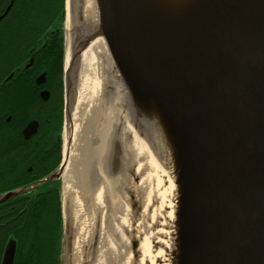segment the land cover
I'll list each match as a JSON object with an SVG mask.
<instances>
[{"label":"water","instance_id":"water-1","mask_svg":"<svg viewBox=\"0 0 264 264\" xmlns=\"http://www.w3.org/2000/svg\"><path fill=\"white\" fill-rule=\"evenodd\" d=\"M156 1L96 0L98 31L85 34L73 25L63 68L66 119L78 56L101 36L130 93L133 124L137 113L139 125L144 120L154 130L148 115L153 104L173 142L179 161L178 264H264V0H167V12ZM68 3L76 20L78 0ZM36 126L29 123L23 135ZM113 146L108 159L95 162L104 177L123 168L114 166ZM65 164L64 155L46 177L0 193V203L60 179ZM67 208L63 233L69 250ZM14 254L9 240L0 264H13Z\"/></svg>","mask_w":264,"mask_h":264},{"label":"bare ground","instance_id":"bare-ground-1","mask_svg":"<svg viewBox=\"0 0 264 264\" xmlns=\"http://www.w3.org/2000/svg\"><path fill=\"white\" fill-rule=\"evenodd\" d=\"M166 2L157 0L156 4L165 11ZM78 5L80 16L75 20L66 0L64 65L74 41L73 25H78L85 34L96 33L99 27L96 0H78ZM77 71L76 94L63 130L66 164L62 193L65 207L79 219L77 224L73 223L71 254L79 256L84 251L86 264H108L109 260L112 264H178L179 161L164 120L152 104L148 115L157 127L149 129L144 120L138 124L140 127L134 126L130 93L101 36L79 54ZM112 144L114 166L126 168L129 182L135 181L128 186L123 200L108 188L113 179L104 177L99 170L98 174L95 163L92 164L98 158L108 159ZM75 160L82 164L78 182L72 170ZM86 221L97 223L95 248L86 241L89 237ZM107 230L117 234L121 249L112 250ZM132 243L136 246L130 247ZM95 249L98 251L94 259Z\"/></svg>","mask_w":264,"mask_h":264},{"label":"trees","instance_id":"trees-1","mask_svg":"<svg viewBox=\"0 0 264 264\" xmlns=\"http://www.w3.org/2000/svg\"><path fill=\"white\" fill-rule=\"evenodd\" d=\"M37 2V21L44 24L39 26V37L52 39L55 78L61 77L63 0ZM28 16L20 15L23 20ZM60 121L58 114L53 119V134L40 137L36 143L19 138L11 146L7 141L5 163L0 166V193L30 184L57 169L61 159ZM62 237L59 179L26 189L0 203V261L6 244L12 240L13 264H61Z\"/></svg>","mask_w":264,"mask_h":264},{"label":"flooded vegetation","instance_id":"flooded-vegetation-1","mask_svg":"<svg viewBox=\"0 0 264 264\" xmlns=\"http://www.w3.org/2000/svg\"><path fill=\"white\" fill-rule=\"evenodd\" d=\"M37 3L0 0V166L5 163L7 141L11 146L19 138L36 143L53 134L56 115L62 119L63 72L55 78L52 39L39 37L44 24L20 17L38 12ZM33 121L36 130L25 137L23 130ZM31 169L27 167L28 172Z\"/></svg>","mask_w":264,"mask_h":264},{"label":"rangeland","instance_id":"rangeland-1","mask_svg":"<svg viewBox=\"0 0 264 264\" xmlns=\"http://www.w3.org/2000/svg\"><path fill=\"white\" fill-rule=\"evenodd\" d=\"M65 5H66V0H63V21L61 23V28H62V32H61V36H62V51H63L62 72H63V66H64V58H65V55H66V44H65V40H66V29H65L66 7H65ZM39 12L40 11L38 9V12L28 13L29 16L26 19V21H29V22L37 21L38 20ZM77 73H78V71H77V66H76V68H74L73 73H72V84H73V86H72V90H73V93H72V97H73L72 103L74 101L75 94H76L75 89H76ZM62 95H63V98H62L63 99V101H62L63 113H62V117H61L62 118L61 119L62 120L61 121L62 123H61V131H60V140H61V143H60V155H61V158L64 156V152H63V130H64V124H65V119H66L65 112H64V92L62 93ZM138 117H139V115L137 113H135V115H134V124L136 126H138V124H139V118ZM98 160H99V158H98ZM60 161H61V159H60ZM96 161L92 162V164H94ZM81 162H83V159L81 160ZM81 162L80 163H77L76 160H75L74 161V166L72 167V170L74 171V180L76 182H78V179L79 178L81 179V177H80L81 176L80 170L82 169ZM92 164H90L89 169H90V167H92ZM75 166H77V168H75ZM115 169H119V170L113 172L112 175L111 174L108 175V178H112L113 179V181L111 182V184H109V187L108 188L110 189L111 192H113L121 200H123V197L125 195H127L126 190L129 188L128 186H131L132 184H134L135 181L131 180L129 182V178L128 177L130 175H129V173H127V171H125L126 168L125 169H123V168L121 169L120 167H117ZM108 172H110V171H108ZM100 173L102 174L101 171H100ZM98 174H99V172H98ZM75 177H78V178L76 179ZM62 178L63 177L61 175V177L59 179V183H60V200H61L62 218H63V216L65 218L64 208H66V207H65V201H64L65 200L64 199L65 196L62 193ZM115 179H117L118 181H120V184H116V181L117 180H115ZM122 182H124V185L121 184ZM128 199L131 201V197L128 196ZM73 212H74V209H73ZM69 216H70V222H71L72 227H73V230H72V240H73V237H74V234H75V229H74V224L73 223L75 222L77 224L78 223L77 221L79 219L76 220V218H74L73 213L71 214V212L69 213ZM73 219H75V221H73ZM86 223H87L86 229H87L88 235H89V237H87L86 241L87 240L90 241V244L92 245L95 231L97 229V231L99 232V229L97 228V223L96 222H94L96 224H93V223L91 224L90 221L89 222L86 221ZM110 230H107V232L110 233V235H111L110 239H111V243H112V245H111L112 250L117 249V248L118 249H121V246H118L119 245V237L116 236L117 235L116 233L113 234L112 231H110ZM63 235H64V240H63V244H62L63 247H62V253H61V264H86V262H85L86 260H85V257H84L85 252L82 251L79 256L78 255H75L74 256V254H71V249H72L73 243H71L70 249L67 250L66 247H65V234L63 233ZM133 246L135 247L136 244L135 243H132L130 245V247H133ZM97 251L98 250L95 249V251H94L95 254L93 253L94 259H95V256L97 255L96 254ZM88 253H89V251H88ZM110 256H112V253H111ZM110 256L108 257V259H110ZM94 259L91 262H93ZM108 264H112L111 263V260H109Z\"/></svg>","mask_w":264,"mask_h":264}]
</instances>
